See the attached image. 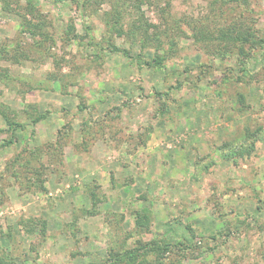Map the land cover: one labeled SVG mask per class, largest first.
Returning a JSON list of instances; mask_svg holds the SVG:
<instances>
[{
  "label": "rangeland",
  "instance_id": "1",
  "mask_svg": "<svg viewBox=\"0 0 264 264\" xmlns=\"http://www.w3.org/2000/svg\"><path fill=\"white\" fill-rule=\"evenodd\" d=\"M37 1L38 9L51 19L56 38L44 54L28 48L31 37L19 31L18 16L3 11L0 0V48L7 44L13 49L7 54L0 49L5 54L0 71L22 80L32 78L35 83L30 84L36 87L0 79V103L15 109L20 121L25 119L22 110L27 103L48 111L45 119L28 125L20 137L31 148L53 141L56 131L65 132L63 125L69 122L70 141H79L82 121L90 119L91 125L106 111L119 116L102 120L89 151L76 153L70 145L64 148V174H46L47 193H20L18 186L3 183L6 162L24 144L0 147V247L12 250L16 264H33V260L91 264L104 259L110 238L122 240L129 234L128 245L159 238L172 244L190 241L188 245L193 243V247L180 264H264V135L244 160L222 159L218 150L226 141H238L245 124L264 125V47L251 50L244 80L236 77L239 61L235 56L221 61L186 38L177 37V54L161 69L144 65L153 54L152 48L140 49L137 40L142 35L112 38L117 47L129 50V57L104 51L97 58L88 42L91 37L103 40L102 34L109 38L102 13L111 10V2L119 6L124 31L138 13L159 24L160 31L170 33L175 18H181V27L186 28L185 20L201 17L206 0H104L86 9L77 5L82 0ZM140 1L145 3L136 8ZM165 1L171 4L170 15L165 13ZM256 2L253 9L264 38V0ZM13 4L22 12L25 1L20 6ZM69 21L82 37L66 43L59 37ZM85 24L92 27L89 34L84 33ZM54 58L60 63L59 70ZM51 71L75 75L77 85L68 86L65 92L60 81L48 80ZM39 80L43 82L37 89ZM21 89L26 93L19 92ZM156 90L167 95L157 96ZM239 95L244 97L243 103ZM81 101L95 105L94 109L79 112ZM162 102L165 111L158 112ZM0 127L5 128L1 118ZM5 136L1 134L0 139ZM195 164L197 178L191 179ZM85 184L96 187L99 199L94 208L84 193ZM256 195L263 201L257 202ZM256 203L259 213L254 209ZM144 207L152 213V224L148 232L140 233L135 231V212ZM245 210L256 216L247 215V222L240 223L237 219L246 216ZM217 213H226L224 220L229 219L230 224L225 226L216 219ZM29 216L47 219L46 240L37 231L26 233L27 226L18 223ZM176 217L188 223L189 229L177 225L168 230L165 222ZM190 227L195 230V240ZM8 228L11 240L3 243L1 234ZM173 260L172 251L162 259L165 264Z\"/></svg>",
  "mask_w": 264,
  "mask_h": 264
},
{
  "label": "trees",
  "instance_id": "2",
  "mask_svg": "<svg viewBox=\"0 0 264 264\" xmlns=\"http://www.w3.org/2000/svg\"><path fill=\"white\" fill-rule=\"evenodd\" d=\"M20 1L21 0H3L2 10L5 12H13L18 16L20 26L19 31L26 33L31 37L32 44L28 46L29 49H34L35 51L40 52V54L47 53L49 45L56 41V38L53 35V23L51 19L47 18V16L38 9L39 4L37 0H24L25 4L21 8L22 12L16 11L17 9L15 10L14 6L11 4L14 3L13 5L20 6ZM102 1L104 0H82L81 2H78L77 5L86 9L92 7L94 4H100ZM256 1L257 0H206V11L201 17H198L193 21L191 19L185 20L184 24H186V28L181 27V18H175L174 20H176V22L175 25H172L173 27H171L170 33H167L165 30L160 31L159 24L155 25L154 23L148 22L147 19L138 13L137 17L132 19L129 29L124 31L121 24L122 15L118 9L119 6L117 4L112 5L113 2H111V10L102 13L104 16L103 20L106 24L104 33L107 34L109 38H106V36L102 34L105 41L104 39L101 41H94L91 37V41L88 42V45L90 50L94 49L92 54L97 56V58H100V54L104 51L121 52L124 56L129 57V50L117 47L112 41V38L115 36L123 37L124 35H129L132 38H135L137 35H142L141 38L137 40L140 49L145 51V49L152 48L153 54L149 59L143 61L144 65L152 69H161L168 60H171L177 54L178 38L191 39L192 42L198 43L199 47L207 54L212 55L221 61L235 56V59L239 61V67H236L238 71L236 77L239 78L238 80H244L249 73L247 66L248 61L253 57L251 50L258 47H264V38L261 37V30L257 25V13L253 9L254 6H258ZM91 2L93 3L92 5ZM143 3L145 2L140 1L135 7L139 8ZM165 6V13L170 15V2L165 1ZM91 10L94 11L93 8H91ZM162 11H164V8H162ZM150 29L152 30L150 31ZM83 30L85 34H89L92 27L89 24H85ZM81 37L82 36L76 32L74 22L69 21L59 38L61 41L67 43L75 39L80 40ZM102 42L105 44H102ZM164 44H166V47ZM246 45H248V48H246ZM0 49L5 51V54H7L9 50H13L10 49L7 44L2 45ZM5 54L1 52L0 59L5 58ZM57 62L58 60L54 58V64L57 67L54 68L59 70L60 63ZM15 63L19 64L18 60H15ZM46 76L48 80L54 79L60 81L61 87L65 92L68 86L74 87L77 85V82L74 80L75 75L72 74L63 75L60 72L56 73V71H51ZM56 76H59V78ZM65 76L66 78L64 79L63 77ZM0 79H5L6 82L13 83L14 81H19L22 82L23 85L32 86L30 88H36L34 85H31L35 83V80L32 78L30 79L33 81L27 78L22 80L0 71ZM41 82L43 81H36L35 85H37V89L41 88ZM26 91V89H21L19 92L24 94ZM155 94L161 96V94L167 95V92L165 91L162 93L161 91L156 90ZM239 96V102L243 103L244 97L241 95ZM93 106L95 105L87 106L85 105V102L81 101L77 106V110L79 112L93 110ZM25 107L27 109L23 108L22 110V112L25 113V119L20 121L17 119V112L15 109L9 107L5 103H0V118L3 120L5 126V128L0 127V135L3 133L6 135L0 139V147L10 146L15 143H21V145L24 144L22 145L21 150L6 162L3 174L6 176L3 183L18 186L20 193H35L37 191L47 193L45 185L47 181L46 174L50 173L51 176L54 175V177H61L64 174V148L67 145H70L72 150L76 153L89 151L93 140L96 138L95 134H97L99 132L98 130L103 126L102 120L106 119L105 117L111 119L115 116H119L117 114L111 115L112 111H106L104 116L91 121V125L90 119L82 121L77 131L79 141H70L72 127L68 122L66 125H63L65 132L58 129L53 141L37 143L30 148L27 146L28 140L26 141V138H24L23 135L20 137L19 133H22L28 125L31 126L37 124L39 121L45 119L48 111H41L39 107L33 103H27L25 104ZM164 108L165 102H162L158 108V112L165 111ZM115 109L118 112L120 111L119 106ZM89 114H92V112L89 111ZM95 123L97 124L96 128L93 127ZM148 131L150 132L149 128ZM32 132L33 130L31 133ZM263 135L264 125H259L258 123L251 127L249 124H245L242 135L239 136L238 141H226L222 143L218 148L219 155L222 159L231 160L232 162H237L238 159L244 160L245 158H249L255 150L257 141L261 140ZM195 155L197 158L198 155L196 153ZM205 167L207 168V165H205ZM197 173L198 167L195 164L190 178H197ZM92 187L93 186L85 184L84 193L89 197L91 207L94 208L99 197L94 191L96 187ZM2 192L3 191L1 190V193ZM140 196L143 197L144 195ZM254 198L257 202L263 201L258 195ZM257 204L258 203L255 204L254 209L259 213L261 208ZM87 213H90V211ZM135 213V231L140 233L144 231L148 232L150 230V225L152 224L151 211L147 207H144ZM245 214V217L239 218L240 220L237 219L238 222L245 223L249 217L252 216L251 218H254L256 216L247 210H245ZM116 215L123 219L121 213L116 212ZM247 215H249L248 218ZM225 216L226 213H217L216 219L223 221L226 226L230 224V220H224L227 218ZM18 223H23L27 226L25 227L26 233L34 234L37 231L42 240L47 239L49 223L46 218L29 216L21 219ZM165 223L169 225L168 230L177 225H182L188 229L190 226H188V223L183 224L181 217H176L173 221L167 220ZM190 230L191 237L195 240V230H192L191 227ZM10 232V228H8L6 233H3V235L1 234L3 243L10 242ZM128 237L129 234L124 236L122 240L110 238V244L103 251L105 254L104 259L99 263L94 262L91 264H165L162 259L165 257L166 253L170 251H172L174 260L173 262L169 261L168 264H175V262L180 264L179 260L181 257H185L186 251L193 247V243L190 246L188 245L190 241H188V243L179 241L176 244H172L164 241V238L161 240L160 238L150 239L148 241L136 240L132 245H128L126 242ZM212 238H214V236ZM2 247H0V264H16L12 250H7ZM149 254L154 255V259L148 260L147 256ZM72 256H74L73 253ZM33 264L41 263H36V261L33 260Z\"/></svg>",
  "mask_w": 264,
  "mask_h": 264
}]
</instances>
